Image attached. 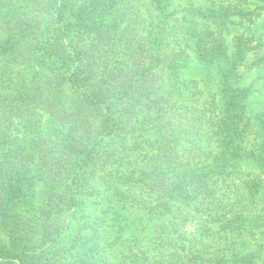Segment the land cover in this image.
Returning <instances> with one entry per match:
<instances>
[{
	"label": "trees",
	"instance_id": "1",
	"mask_svg": "<svg viewBox=\"0 0 264 264\" xmlns=\"http://www.w3.org/2000/svg\"><path fill=\"white\" fill-rule=\"evenodd\" d=\"M183 1L0 0V264H264V186L245 172L264 175V111L233 78L235 24L264 0H206L237 59L214 57L230 100L199 118L177 99ZM97 203L114 212L82 222Z\"/></svg>",
	"mask_w": 264,
	"mask_h": 264
},
{
	"label": "rangeland",
	"instance_id": "2",
	"mask_svg": "<svg viewBox=\"0 0 264 264\" xmlns=\"http://www.w3.org/2000/svg\"><path fill=\"white\" fill-rule=\"evenodd\" d=\"M182 5L184 9L183 12L185 16L183 20H177V27L175 30L180 31V37L185 39L190 34L196 36L192 39V41H188V46L184 48V53L182 54L181 63L186 67L182 73L183 79H192V82H189L188 88L184 89L182 95L180 92H176L180 96L177 97L178 103L181 105L193 106L194 112L193 117L199 118L203 109L208 106L209 103H212V110L216 108L214 113L216 114L219 111L220 107H224L229 101V97L225 93L226 87L224 86L226 72L224 71L226 68L230 67V63H227V66L224 67V63L221 61H215V58L218 54L224 53L231 56L232 59L236 61V56L234 50H232L233 44L236 45V40H233V35H235V31H232L230 28L232 25L229 23H219L215 25V23H209L206 20V16L201 14L212 13L210 9L213 7L209 1L206 0H198L197 3L194 1V5L186 4L185 0L183 2H179V6ZM224 6L227 4L224 3ZM208 7L209 12L206 11ZM218 9L217 7H213V9ZM253 8V5H252ZM194 14L188 15L189 11ZM231 12L232 9L228 7L226 9ZM224 10H220V13H223ZM255 13H259L258 9H255ZM261 13V12H260ZM233 19V18H232ZM239 20V18H237ZM244 20V19H243ZM242 20V21H243ZM225 21V20H223ZM251 22L243 21V24H235V29H237V33L242 32V35H237L241 37V43L245 44V53L242 55V58L237 60L235 63V74L233 78L239 79L245 88L248 89V100L250 106V113L254 117L255 114H260L264 111V46L263 48H259L256 45L257 39L256 37L262 41L264 45V10L257 18H253L250 20ZM220 22V20L218 21ZM225 25V26H224ZM247 29V31H246ZM200 35L203 41L198 42L197 36ZM232 38V41H231ZM247 39H251V42H248ZM197 41V42H196ZM200 54L204 55V57L200 56ZM186 56V57H185ZM187 83V81H186ZM182 87V84H180ZM191 88V90H190ZM238 93H244L243 90L238 91ZM238 93L235 92V95ZM193 128L191 129L192 133L198 132L201 134L203 129H199L198 126L201 123L197 120L194 121ZM213 129V126H210ZM209 131V130H208ZM211 129L209 133H211ZM201 138L202 146H215L214 143L205 141V135H198ZM167 139L168 136H165ZM257 142L259 141L260 148L264 149V132H262V137H257ZM260 138V139H259ZM245 140V139H244ZM264 155V154H262ZM257 161H253L254 165H256ZM261 166H264V158L259 162ZM260 168V167H259ZM263 170L262 168H260ZM245 172L250 173L248 177L258 178V182L264 186V175L259 174L258 170L252 166H247L245 168ZM260 175V176H259ZM41 190V189H39ZM261 198L264 197V190L260 191ZM115 206L119 208L116 204ZM85 208V207H84ZM69 211H72L74 207H69ZM68 209H65V215L68 213ZM114 208L109 206H103L100 203L95 205H89L88 208L83 209L84 213H81L82 222L93 223L94 220L91 219L92 216L96 213L102 214L105 211V214L109 216L111 215ZM90 213V216H88ZM101 218V216H100ZM100 219H96V222L92 226H101ZM86 227V224L84 225ZM91 226V227H92Z\"/></svg>",
	"mask_w": 264,
	"mask_h": 264
}]
</instances>
